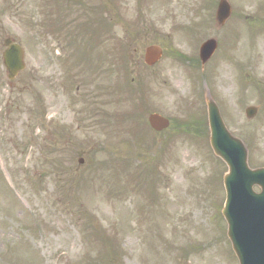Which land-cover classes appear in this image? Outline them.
I'll use <instances>...</instances> for the list:
<instances>
[{"label":"rangeland","instance_id":"obj_1","mask_svg":"<svg viewBox=\"0 0 264 264\" xmlns=\"http://www.w3.org/2000/svg\"><path fill=\"white\" fill-rule=\"evenodd\" d=\"M100 1L114 21L87 44L81 26L99 0H0V264H85L89 255L238 264L204 96L247 145L251 167L264 166V0H230L233 16L218 31L220 0ZM45 13L59 19L55 37ZM8 37L25 50L13 81L2 62ZM211 38L219 48L202 70L199 48ZM150 45L164 51L154 68L144 63ZM251 106L259 113L247 120ZM154 112L172 121L168 131L148 127ZM100 231L115 252L91 243Z\"/></svg>","mask_w":264,"mask_h":264},{"label":"water","instance_id":"obj_2","mask_svg":"<svg viewBox=\"0 0 264 264\" xmlns=\"http://www.w3.org/2000/svg\"><path fill=\"white\" fill-rule=\"evenodd\" d=\"M232 8L228 0H222L217 12V27L221 28L231 17ZM7 50L3 54L8 78L14 80L25 69L23 48L6 39ZM218 47L216 40L206 42L201 48V60L205 65ZM162 57L157 46L146 49L145 61L156 64ZM210 142L215 155L228 167L224 177L226 204L222 215L228 223V236L239 258L240 264H264V169L251 171L248 165V150L237 138L231 136L225 127L220 110L214 100L206 97ZM257 109L249 108V118L256 115ZM151 127L163 131L170 126L168 119L153 114L149 117ZM254 186L261 188V194L254 192Z\"/></svg>","mask_w":264,"mask_h":264},{"label":"trees","instance_id":"obj_3","mask_svg":"<svg viewBox=\"0 0 264 264\" xmlns=\"http://www.w3.org/2000/svg\"><path fill=\"white\" fill-rule=\"evenodd\" d=\"M88 26H89V24H88ZM104 27L105 28H107L108 27V25H107V20L105 21V23H104ZM139 86H141L140 84H139ZM90 230V229H89ZM102 234V237L100 238V235ZM94 235H95V237H96V239H92V241H91V243H93V245H98L99 244V242H101L102 244H100L99 246H103L104 248H105V246H107L108 244H111V249L115 252V248L113 247V243H106V242H104V238L106 237L105 235H104V233L103 232H94ZM107 238V237H106ZM110 253V251H107L106 252V254H109ZM108 260H103V259H101V257H99V256H97V257H95V258H93V257H91L90 255H89V257H88V261L85 263V264H117V258H112L111 256H109V255H107V257H106Z\"/></svg>","mask_w":264,"mask_h":264}]
</instances>
